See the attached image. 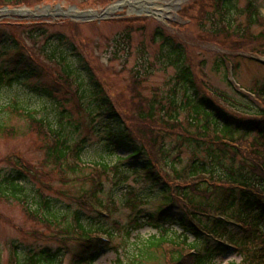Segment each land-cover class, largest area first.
<instances>
[{
  "label": "trees",
  "instance_id": "1",
  "mask_svg": "<svg viewBox=\"0 0 264 264\" xmlns=\"http://www.w3.org/2000/svg\"><path fill=\"white\" fill-rule=\"evenodd\" d=\"M42 1L45 0H0V6L33 5ZM236 1L223 0L222 7L215 8L218 16L214 20L212 36L226 39L232 47L248 48L247 45L250 44L264 48L262 14L254 2L249 0L244 8L245 24L236 23V17H233L234 10L237 9ZM199 5L200 19L203 20L210 15L208 8L213 6L207 7L208 4L204 3ZM188 12L186 10L184 14L187 15ZM225 20L230 24L227 29L222 26ZM9 22L0 23V50L10 49L17 62H21L25 56L29 63L35 64L38 71L30 70L23 74L16 72L14 68L0 66V88L11 89L17 84L22 86L27 77L39 81L44 74L47 75V68L42 65L53 64L50 71L53 70L51 73L57 75V78L51 76V86L39 84L30 87V90L52 102L57 123L54 126L46 118L36 117L32 109L21 106L18 101H9L6 105L12 113L27 116L30 127L33 129L36 126L39 129L37 133L45 138V165H53L63 173L69 171L70 174H75L76 182L82 188L72 196L77 208H57L56 203L54 205V201L42 189L46 184L40 188L33 183V179L42 181L37 174L44 173V169L37 170L36 167L17 161V167L2 175L1 197L27 203L31 195L27 190L30 185L33 186L34 211L38 212L43 207L48 219L61 229L59 233L64 235L63 239L78 242L79 252L72 256L77 264H95L98 255L110 249L125 254L122 257V252H119L114 264H220L219 258L230 250L205 237V232L230 239L238 246L236 253L241 255L242 260L250 264H264V199L251 190L260 189L264 192V172L259 167L262 165L264 169V83L257 100L238 92L237 98L246 101L242 105L246 104L250 106V110L254 109L251 112L238 108L236 99L227 92L219 91V94L213 95L202 91L187 60L185 45L157 28L155 36L160 42L158 59L165 66L175 69L171 90L165 97L153 96L149 104L141 102L137 116H128L115 106L105 86L84 65V54L77 41H71L61 33L49 34L47 26L28 27L27 22ZM130 22L133 21L129 20L128 23ZM257 28L259 31L256 33ZM29 43L39 46L38 53L31 56L32 59L26 53ZM117 43L122 50H129L130 32H125ZM72 60L85 66L88 79L79 76L72 66ZM215 64L217 68L222 66L220 61ZM61 82L65 88L60 86ZM59 93L65 96L62 102L57 100L56 95ZM73 101L76 103L75 111L90 119L93 134L101 133L98 142L108 154L118 150L129 153L114 156L115 161L99 159L87 162L82 157L88 141L86 137L80 140L81 146L71 150L74 134L81 129L73 120L69 109L64 106L66 103L73 104ZM222 101L224 105H220ZM233 107L240 109L242 114L231 112ZM103 115L106 123L98 125L96 119ZM133 123L141 128L135 129ZM47 132L51 134L48 135ZM15 133L14 126L0 121V135ZM251 134L255 137L249 147L246 143ZM50 138L52 145L48 141ZM159 140L165 141L162 153L168 170L158 167L152 152V147ZM185 151L192 155L193 160L183 166L182 153ZM70 152L75 153L80 164L67 163V154ZM89 164L93 166L92 173H86L85 169ZM143 176L158 189L156 195L151 193L150 198L162 196L161 204L157 207L160 210L157 219L156 212H145L143 216L131 215L127 224L114 221L113 225L99 214L92 213L93 193L99 206H106L111 211L118 209L111 196L108 201L99 197L106 193V182H112V188L117 190L121 186V205L135 210L139 205L147 204L128 183L131 177L138 180ZM89 186L91 187L88 188ZM88 189L92 191L87 197ZM215 213L236 217L251 230L244 232V229H231ZM71 217H74V222ZM164 223L168 225L165 226ZM146 224L156 227L157 233L147 239L136 235L133 241H129L133 233ZM172 224H177L182 232H171ZM99 232H105L112 238L117 232L122 241L115 246L100 244L97 238ZM187 235H193L194 242H187ZM42 238L47 239L45 236ZM128 244L135 247L129 253ZM191 247L198 249L197 255L190 253ZM19 253V264H63L64 253L59 249L53 251L46 247L37 252L23 250ZM236 263L230 261L227 264Z\"/></svg>",
  "mask_w": 264,
  "mask_h": 264
},
{
  "label": "rangeland",
  "instance_id": "2",
  "mask_svg": "<svg viewBox=\"0 0 264 264\" xmlns=\"http://www.w3.org/2000/svg\"><path fill=\"white\" fill-rule=\"evenodd\" d=\"M102 1L46 0L41 3H34L29 6L30 8L27 5L20 7L0 6V21L3 19L12 21L52 20L55 19L54 14H56V19H59L58 17L63 18L60 20L61 24L59 23L49 29V34L61 33L69 40L74 39L79 44L81 43L87 56L86 61L94 67L97 75L104 81L117 106L133 116H137L141 102L145 105L149 104L153 96L165 97L171 90L172 76L175 69L171 66H165L164 62L158 59L160 56L158 54L160 42L157 41V37L153 36L157 28L162 29L185 45L189 53L190 64L193 67L195 66V69L196 66L201 67L202 71H200L199 77L211 87H217L219 90L234 95L224 79V69L215 66L216 60L221 55H226L234 64H238L239 67L237 70L235 69V76L245 88H254L255 85L264 82V66L250 61L247 58L249 53H246L247 56L245 53L238 55L232 53L235 51L233 48L235 45L232 47V44L226 39L212 36L215 22L212 21L210 16L213 18L218 16L215 10L210 9V15L204 20L200 19L201 7L197 2L205 1L209 3L210 0H181L178 2L176 0H130V3L127 4L124 3V0ZM248 1H236L237 9L234 10L233 14V17H236V23L242 22V24H245L244 8ZM252 1L264 15V0ZM116 4L119 8L108 10ZM24 9H30L31 12L28 14ZM88 9L96 11L98 15L80 14V12H87ZM106 10L109 13L104 16ZM186 10L189 11L187 16L190 19L196 16V20L190 21V19L179 15L185 13ZM99 15L101 16L99 17ZM129 20L133 22L128 23ZM234 26L233 24V28ZM258 31L259 28H257L256 33ZM125 32L131 34L129 50H122L117 43V41L120 42L121 37H124ZM247 47L249 49H252V47L261 48L250 44ZM1 50L0 52H3L0 55L1 67L14 68L16 72L23 74L30 70L38 71V68L34 67L35 64L29 63L25 56L21 62H17L15 54L10 49ZM151 64L153 65L151 66ZM84 65L72 60V66L79 76L88 79L85 71L86 65ZM43 66L49 72L44 68L47 75L44 74V77L39 81L27 77L24 84L22 82V86L17 84L11 89L0 88V121L9 126H14L16 129V133L13 135H0V180L2 175L12 171V167L15 166L14 161L21 159L23 163L33 165V168L35 165L37 170L44 169V173L38 172L37 174L42 181L33 179V183L40 188L46 184L47 187L45 186L42 189L45 190L48 198L54 201L53 204L56 203L57 208L65 210L71 206L73 210L77 208V205L73 202L72 196L82 188L81 184L76 182L75 174H70L69 171L63 173L54 168L53 165H45V138L37 133L39 129L36 126H33V129L30 127V120L27 116L12 113L6 105L9 101H18L21 106L32 109L36 117L46 118L55 126L57 116L52 102L43 95L35 94L34 91L30 90V87L39 84L51 86L52 75L50 73L53 70L50 71V69L53 64ZM145 68H148V70L146 71ZM56 96L60 102L65 98L61 93ZM245 105L243 104V106ZM64 106L69 109L76 124L81 126L80 131L74 134V140L80 137H86L88 140L82 154L84 160L88 162L98 161L99 159H113L115 161L114 156H125L129 153V151L118 150L115 153L108 154L98 142L101 133L93 134L88 116L76 112L74 105L71 103H66ZM105 119V115H103V117H98L96 122L98 125L102 122L105 124ZM133 124L135 129L141 128L140 125ZM105 130L104 132H106ZM252 137L253 135L250 136V138ZM190 158L191 154L185 151L182 154L183 165L187 164ZM85 170L86 173L92 171L91 167ZM128 183L140 198L148 202L147 204H141L135 210L121 205V186L119 190L114 189L111 186L112 182H106V193L101 195L105 201H108L111 196L118 208L113 214V219L122 224H127L131 215L143 216L145 212H156L162 201L160 195L156 196L155 199L150 198L151 193L156 195L158 189L148 182L144 176L138 180L131 177ZM27 192L31 195L27 199L28 202L24 204L0 196V264H17L16 258L11 253L14 247H17L21 252L23 250L37 252L46 247L51 248L53 251L59 249L64 253V264H68L71 261V256L79 251L78 242L72 239H63L65 238L64 235L59 233L61 229L48 219L46 210L43 207L38 212L34 211L33 186L30 185ZM175 230L179 231L180 229L175 226L172 231ZM156 231L155 227L146 224L135 231L129 241H133L136 235L147 239ZM56 235L59 236L55 237ZM43 236L47 239H43ZM192 240L193 237L190 236L189 241ZM121 241L122 237L116 232L113 243L117 245ZM127 248L129 253L135 247H130L128 244ZM119 252L115 249L107 251L97 258L95 264H114ZM121 255L122 257L125 256L124 252ZM240 259L239 255L226 254L220 257L218 262L227 264L232 260L238 262Z\"/></svg>",
  "mask_w": 264,
  "mask_h": 264
},
{
  "label": "bare ground",
  "instance_id": "3",
  "mask_svg": "<svg viewBox=\"0 0 264 264\" xmlns=\"http://www.w3.org/2000/svg\"><path fill=\"white\" fill-rule=\"evenodd\" d=\"M176 1L178 2V1H181V0H176Z\"/></svg>",
  "mask_w": 264,
  "mask_h": 264
}]
</instances>
